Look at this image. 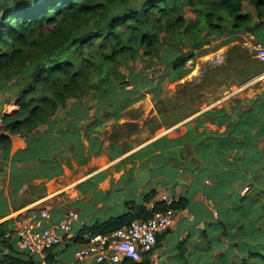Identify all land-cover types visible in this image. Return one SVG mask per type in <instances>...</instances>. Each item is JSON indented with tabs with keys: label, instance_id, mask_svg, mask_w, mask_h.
<instances>
[{
	"label": "crops",
	"instance_id": "crops-1",
	"mask_svg": "<svg viewBox=\"0 0 264 264\" xmlns=\"http://www.w3.org/2000/svg\"><path fill=\"white\" fill-rule=\"evenodd\" d=\"M246 35L257 44L253 35ZM244 87L223 98L251 100L264 90ZM143 93L117 119L94 123L102 115L96 116L95 107L74 118L64 111L35 133L11 135L10 157L0 162V223L47 209L48 227L72 213L75 221L66 244L82 226L125 214L129 204L153 191L147 207L182 197L188 206L176 210L173 226L158 236L146 255L149 264H234L252 250L262 254L263 234L250 235L253 224L236 231L231 219L238 208L249 205L254 191L264 202V182L253 185L264 177V108L252 112L257 119L253 125L238 129L229 120H203L205 111L227 105L215 104L221 97L162 127L152 95ZM15 108L11 101L2 112ZM152 123L159 129L152 132ZM254 224L264 225V217ZM61 247L43 257L58 259ZM72 251L67 249L59 264L90 263L75 261ZM43 257L40 264H47Z\"/></svg>",
	"mask_w": 264,
	"mask_h": 264
},
{
	"label": "trees",
	"instance_id": "trees-1",
	"mask_svg": "<svg viewBox=\"0 0 264 264\" xmlns=\"http://www.w3.org/2000/svg\"><path fill=\"white\" fill-rule=\"evenodd\" d=\"M113 8L118 12L114 13ZM186 8L192 18L186 17ZM92 25L93 30L85 31ZM243 31L264 46V0H0V162L10 157L11 135L25 137L35 133L39 127L56 121L64 111L74 118L95 107L96 116L102 115L94 123L117 119L125 108L143 97V91L152 95L162 121L169 122L167 117L181 110L192 96L203 95L209 82L184 86L179 96H168L162 80L185 77L190 70L186 61L194 58L193 50L207 44L208 36H232ZM158 32L176 36L178 44L183 43L192 51L168 62L156 79L144 70L127 76L123 69L113 68L126 51L134 56L143 48L145 56L153 53L159 57ZM11 101L16 108L3 113V106ZM226 104L205 111L203 116L217 123L228 119L230 127L236 129L253 125L257 119L252 112L264 108V90L251 100L233 96ZM247 105L250 109L242 112ZM263 182L264 177L253 185ZM153 197L154 192L150 191L140 203L129 204L125 214L82 226L72 240L63 242L56 253L61 254L58 259L51 255L43 257L44 261L64 262V252L69 248L75 251L87 236L109 234L134 220H146L164 211V201L146 206ZM248 204L235 211L231 219L235 229L240 231L253 224L255 232L249 234L258 231L256 235L264 236V225L254 224L264 217V202L258 191L253 192ZM187 206L183 197L171 204L175 211ZM14 223L12 219L0 223V264H40L42 258L16 247ZM238 263L264 264V251L259 254L252 250L247 258L234 264ZM119 264H149V260L143 256L140 262L123 260Z\"/></svg>",
	"mask_w": 264,
	"mask_h": 264
},
{
	"label": "rangeland",
	"instance_id": "rangeland-1",
	"mask_svg": "<svg viewBox=\"0 0 264 264\" xmlns=\"http://www.w3.org/2000/svg\"><path fill=\"white\" fill-rule=\"evenodd\" d=\"M243 5L248 11L253 12L252 7L246 2H243ZM113 12L117 13L118 9L113 8ZM185 15L187 18L193 17L192 12L187 8L185 9ZM94 28L95 25H92L85 31L93 30ZM246 33L243 31L232 36H218L213 34L208 36L207 44L200 49L192 51L183 43L178 44L176 42V36L173 35L171 37L168 33L158 32L160 40L159 57H155L153 53L145 56L143 48H139L134 56L129 51H126L113 64V68L123 69L127 76L131 74L133 76L135 73L144 70V72L149 73L151 78L156 79L155 77H158L167 68L166 65L168 62L174 60L179 55H188L191 51L193 52V57L197 62V68L193 71L190 69L187 77L185 76L179 80L168 81V79H163L162 82L164 83L166 95L175 96L177 94L179 96L181 94V88L184 86L191 88L193 85L202 82L205 84L207 82L209 83L204 87L203 95L200 97L192 96L194 98L186 102L181 110L167 117L169 122L161 124L162 127H166L169 123L183 119L191 111L203 107L205 104L211 103L218 98L221 99L222 97L215 104L224 105L231 97L226 99L223 96L227 95L233 88L245 86L244 88L254 89L256 91L263 86L264 62L258 60L255 44H253L254 42L249 39ZM204 34L205 32L202 33V35ZM232 48L236 51L231 52L230 50ZM154 71H156L155 76L152 75ZM236 97H239V95ZM230 104L232 105V103ZM11 107L12 105L6 108L9 109ZM206 119L207 117L203 118V120ZM153 125L154 123L150 126L152 132L155 129H159L153 127Z\"/></svg>",
	"mask_w": 264,
	"mask_h": 264
},
{
	"label": "built area",
	"instance_id": "built-area-1",
	"mask_svg": "<svg viewBox=\"0 0 264 264\" xmlns=\"http://www.w3.org/2000/svg\"><path fill=\"white\" fill-rule=\"evenodd\" d=\"M255 51L258 60L264 62V46L255 44ZM185 66L193 70L196 66L195 59L189 58ZM245 191L246 188L242 190ZM163 201L166 209L154 213L146 220H134L109 234L87 236L86 242L74 251V260L88 261L91 264H119L123 260L140 262L143 256L152 253L158 236L167 232L174 224L176 211L171 207L173 199L164 198ZM213 215L217 217L216 213ZM50 218L51 213L47 209L16 218L13 231L16 247L42 258L47 249L61 246L71 232L74 215L67 213L56 224L44 226Z\"/></svg>",
	"mask_w": 264,
	"mask_h": 264
}]
</instances>
